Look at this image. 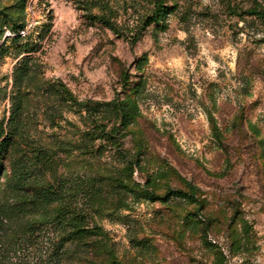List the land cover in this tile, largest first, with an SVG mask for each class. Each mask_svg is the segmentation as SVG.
<instances>
[{
  "label": "rangeland",
  "instance_id": "374dc122",
  "mask_svg": "<svg viewBox=\"0 0 264 264\" xmlns=\"http://www.w3.org/2000/svg\"><path fill=\"white\" fill-rule=\"evenodd\" d=\"M164 6L0 0V264L84 258L64 195L121 264H264V0Z\"/></svg>",
  "mask_w": 264,
  "mask_h": 264
},
{
  "label": "trees",
  "instance_id": "16d2710c",
  "mask_svg": "<svg viewBox=\"0 0 264 264\" xmlns=\"http://www.w3.org/2000/svg\"><path fill=\"white\" fill-rule=\"evenodd\" d=\"M164 3L165 0H148V4L151 5L150 16L146 17L144 21L142 20V24L140 25L143 26L152 23L159 24L162 19L170 13V11L164 6ZM248 13L250 15L258 14V16H261L264 19V12L251 10ZM100 21L105 28L115 34L118 33V26L110 18L102 17ZM108 135L109 134H101L97 136V139L110 142L111 139ZM40 195L47 202H53L60 199L59 188H42L40 190ZM88 218L89 216L85 212H80V210L73 207L71 203L67 202L64 195V203L57 209L54 218L49 224L53 225L54 230L61 231L64 229L59 241L62 246L63 244L72 246L73 243L77 241L79 242L82 239L90 240V248L83 250V247H85L83 245L78 251H76L77 254L84 256L83 259L78 260V264H121L116 257L108 234L97 224L93 223L90 227L87 223ZM28 230H31V227H29ZM53 241L55 242V239ZM53 241L51 243H54ZM68 253V249L64 250V256H67ZM56 258H59V255H57Z\"/></svg>",
  "mask_w": 264,
  "mask_h": 264
}]
</instances>
